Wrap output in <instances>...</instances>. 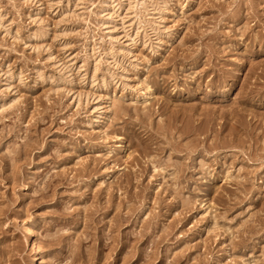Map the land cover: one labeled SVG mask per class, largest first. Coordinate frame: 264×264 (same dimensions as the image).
<instances>
[{
    "label": "rangeland",
    "instance_id": "1",
    "mask_svg": "<svg viewBox=\"0 0 264 264\" xmlns=\"http://www.w3.org/2000/svg\"><path fill=\"white\" fill-rule=\"evenodd\" d=\"M35 255L264 264V0H0V264Z\"/></svg>",
    "mask_w": 264,
    "mask_h": 264
},
{
    "label": "bare ground",
    "instance_id": "2",
    "mask_svg": "<svg viewBox=\"0 0 264 264\" xmlns=\"http://www.w3.org/2000/svg\"><path fill=\"white\" fill-rule=\"evenodd\" d=\"M144 2V1H143ZM110 5V4H109ZM112 5V4H111ZM107 7V6H106ZM113 7H115V6H113ZM113 9V8H112ZM117 9V8H116ZM127 9V8H126ZM118 10V9H117ZM104 11V10H103ZM92 51V50H91ZM91 55V54H90ZM99 58V57H98ZM27 233L29 234V235H31L32 237H34V231L31 229V228H28L27 227ZM25 230V231H26ZM36 241L34 240V243H35ZM39 260H40V257H39V255H35L34 256V260H33V262H32V264H36V263H38L39 262Z\"/></svg>",
    "mask_w": 264,
    "mask_h": 264
}]
</instances>
